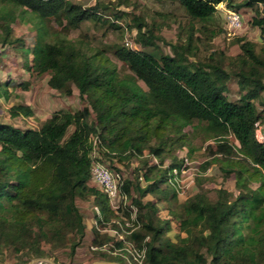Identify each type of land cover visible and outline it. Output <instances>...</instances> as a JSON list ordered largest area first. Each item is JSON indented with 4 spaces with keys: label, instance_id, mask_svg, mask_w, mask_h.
Instances as JSON below:
<instances>
[{
    "label": "trees",
    "instance_id": "obj_1",
    "mask_svg": "<svg viewBox=\"0 0 264 264\" xmlns=\"http://www.w3.org/2000/svg\"><path fill=\"white\" fill-rule=\"evenodd\" d=\"M169 1L179 3L191 19L180 36L183 43L166 42L156 35V25L134 16L126 28H136L137 48L125 41L113 52L131 71L122 73L107 50L69 39L48 24L54 21L68 31L85 22H103L119 30L117 21L126 13L109 15L113 7L102 2L85 8L71 0H0V44H20L15 48L29 72L49 75V86L66 96L75 87L87 103L78 111H55L39 129L22 130L0 122V254L11 248L20 256L19 263L27 264L35 258H52L45 249L48 245L53 250L68 248L73 260L87 230L77 206L80 199L99 209L93 244L103 260L124 264L113 252L128 254L126 248L132 244L145 250L143 264H264V142L257 137L264 123V53L258 54L253 42L236 38L241 49L237 56L216 49L200 58L202 40L196 37V25L207 29L218 5L238 12L264 6V0ZM27 19L36 34L34 48L13 37L12 25ZM251 24L264 38V16ZM157 41L169 44L173 55L146 50L157 47ZM232 78L241 92L236 101L229 97ZM0 95L9 97L6 84ZM11 113L34 116L27 105L13 106ZM72 126L75 130L66 138ZM94 136L107 162L129 163L134 158L143 162L140 171L146 185L124 182L123 191L137 217L121 240L112 234L108 242L102 241L101 229L110 226L123 232L119 222L132 220L134 210L131 206L115 210L107 196L90 185ZM195 142L208 144L211 162L203 170L216 165L224 180L236 178V189L221 187L213 199L200 180V191L179 211L169 209L180 229L173 242L168 236L171 220L159 216L157 202L144 199L179 201L168 176L183 165L182 159L174 161L175 152L187 149L191 158L201 148ZM148 156L156 163L150 164ZM167 159L172 162L165 166Z\"/></svg>",
    "mask_w": 264,
    "mask_h": 264
},
{
    "label": "rangeland",
    "instance_id": "obj_2",
    "mask_svg": "<svg viewBox=\"0 0 264 264\" xmlns=\"http://www.w3.org/2000/svg\"><path fill=\"white\" fill-rule=\"evenodd\" d=\"M73 2L82 5L85 8H90L95 6L96 3L102 2L104 4H109L113 7V10H109L107 14H115L116 12H124L121 19L117 23L122 27V29H113L108 24L97 23L93 24L91 22L83 23L78 29L66 30L62 28L56 22H50L48 26L52 31L63 33L67 35L69 39L72 40H85L89 42L95 48L105 49L108 55L114 60V62L119 66L122 73H131L126 65L118 60L113 52L118 46H122L127 39L133 40L136 36L137 30L127 29L126 24H132V19L134 16H141L144 20L151 26L156 25L157 31L156 35L162 37L166 42L170 44H182L184 38L181 39L180 36L184 35V29H188L191 23L187 12L179 3L172 2L169 0H72ZM239 2L241 0H238ZM235 9L227 8L226 4H220L217 6V13L214 17L205 24V27L201 23L196 25L197 33L196 37L202 40L198 56L200 58L207 57L212 50H222L228 57H235L241 53L240 45L235 42L236 38H244L255 44V49L258 54L264 53V38L262 37L261 30L258 27H253L251 22L257 16H264V6H256L254 8L243 7L238 12L241 15L242 26L237 29H232L229 26L228 18L229 12ZM133 26V25H132ZM14 30V38H21L25 46L28 48H34L36 34L33 29V22L28 20H18L12 25ZM210 31V32H209ZM211 32L215 33L216 36L212 37ZM157 47L147 48L148 52H155L156 54L164 53L173 55L171 47L169 44L163 41L156 42ZM15 45V47H19ZM12 46H2L0 44V90L1 85L6 84V89L9 93V97L0 95V122L8 123L14 127L20 128L22 130L33 128L39 129L47 118H49L55 111L67 110V111H78L83 109L87 103L79 96V92L75 87L73 88V94L71 96H66L65 94L52 89L49 84V75H44L38 77L25 67V61L22 54ZM192 60H195L193 57ZM228 70L229 67H228ZM231 84H235V89L229 97L232 100H238L240 97V90L236 87L237 81L232 78L230 80ZM8 85V86H7ZM16 105H27L31 107L34 112L33 117H13L11 109ZM259 110L262 111V107L259 106ZM94 119V115H92ZM75 130L72 126L66 135L68 138ZM259 135L264 142V123L259 126ZM197 146L201 148L191 155V158L187 157L188 150H178L175 152V160H184L187 158L191 163V173L193 176H188L184 179L182 183V188H179V198L178 202H172L170 204L158 201L157 198L148 196L144 199L153 200L157 202L159 208V216L164 220H171L172 231L168 233V236L172 238L173 242L177 241V236L180 234L179 222L178 220L170 214L169 209L180 210L181 204L184 203L188 198L195 195L200 191V180H202L203 188L207 191L209 196L213 199L216 197L215 191L221 187L235 192L236 178L224 180L222 173L216 165H211L206 171L203 170V165L205 163H210V157L206 151L207 143L200 144L195 142ZM150 164L156 163L151 157L145 158ZM171 159H167L165 166L170 165ZM180 162V161H179ZM110 168L115 171L122 173L124 180H132L134 183H139L141 186H145L146 183L144 179H141L142 174L140 169L143 167L142 159L134 158L129 163H110L108 161ZM183 166V165H182ZM180 166V167H182ZM178 167V168H180ZM90 185L98 187L93 181H90ZM165 186L162 185V188ZM99 188V187H98ZM137 196V193H133ZM131 203V198L129 197L126 204L123 205L124 210ZM77 206L81 213L84 215L85 223L87 225L85 240L87 244L82 245L80 248V260L74 262L69 257V249H57L53 250L50 246L45 245V249L51 251L52 258H35L32 259H49L54 261L57 260L56 264H93L94 262L101 261L103 259L99 258L97 251L91 249L93 245V226L95 219V211L93 205L90 201H83L78 199ZM110 227V226H109ZM107 227V228H109ZM102 231L104 229H101ZM102 241H109L112 237L110 233H101ZM109 245V244H108ZM78 251V250H77ZM109 251V250H108ZM20 256L17 255L11 248L5 249L0 254V264H20ZM124 263L126 259L123 258ZM29 261L27 264H29ZM106 261V260H103Z\"/></svg>",
    "mask_w": 264,
    "mask_h": 264
},
{
    "label": "built area",
    "instance_id": "obj_3",
    "mask_svg": "<svg viewBox=\"0 0 264 264\" xmlns=\"http://www.w3.org/2000/svg\"><path fill=\"white\" fill-rule=\"evenodd\" d=\"M72 1V0H71ZM228 23L232 29H237L242 26L241 15L238 12L230 11L229 12ZM126 45L131 48H137L133 40L127 39ZM257 137L260 142L263 140L260 138L259 129L257 130ZM100 140L97 136L92 138L93 151L91 153V181H93L99 189L107 196L112 207L115 210H123V205L126 204L129 196L126 195L123 191L124 186V176L122 173L113 171L109 163L105 160L102 153L100 152ZM191 163L187 158L183 160V166L180 168H175L172 172L169 173L168 180L170 184L174 185L179 192V188H182V183L184 179L188 176H193L191 173L192 168L190 167ZM141 179H143L141 177ZM134 210L132 215V220H127L124 218L125 223L119 222V226L123 232H119L112 228L113 234L116 236L117 240L124 239V233L127 232L128 227L133 226V222L136 220V208L132 205V202L129 204ZM124 212H122L123 215ZM110 245V244H109ZM106 245L104 247H108ZM112 245V244H111ZM106 249V248H104ZM95 250H98L97 248ZM107 250V249H106ZM128 254H124L120 249H116L113 254L120 255L126 259L128 264H143L145 258V250L139 251L132 244H128L126 248ZM34 264H47L45 261H38Z\"/></svg>",
    "mask_w": 264,
    "mask_h": 264
},
{
    "label": "crops",
    "instance_id": "obj_4",
    "mask_svg": "<svg viewBox=\"0 0 264 264\" xmlns=\"http://www.w3.org/2000/svg\"><path fill=\"white\" fill-rule=\"evenodd\" d=\"M236 87L240 90V88H239V85H238V83H236ZM229 89H230V94H232L233 92H234V89H235V84H231L230 82H229ZM52 116V115H51ZM50 116V117H51ZM49 117V118H50ZM48 119V118H47ZM46 119V120H47ZM45 121V120H44ZM94 208V211H95V215L96 214H99V209L97 208V207H93ZM93 223H94V226H93V228L94 227H97V221H96V218L94 219V221H93ZM112 230V228H105L103 231L101 230V233H104V232H107L108 234L110 233V235H112L113 234V232L111 231ZM92 233L94 234V231H92ZM101 236H103L102 234H101ZM93 238L95 239V234L93 235ZM85 244H87V242H86V240L84 239V242H83V244L82 245H85ZM109 244H111V242L109 243ZM99 249L98 247H96L94 244L93 245H91V249L92 250H94V251H96L95 249ZM104 248H106V249H108V247H103L102 248V250L104 251V250H106V249H104ZM81 250V248H78V251H77V253H76V255H75V258H74V262H77V261H79L81 258V254H80V251ZM47 264H51L50 262H48V261H45ZM96 262H94L93 264H95ZM124 264H128V263H124Z\"/></svg>",
    "mask_w": 264,
    "mask_h": 264
},
{
    "label": "water",
    "instance_id": "obj_5",
    "mask_svg": "<svg viewBox=\"0 0 264 264\" xmlns=\"http://www.w3.org/2000/svg\"><path fill=\"white\" fill-rule=\"evenodd\" d=\"M38 261H48L51 264H56L54 261H51L49 259H36V260L31 261L29 264H34V263H36ZM95 264H120V263L101 260V261H97Z\"/></svg>",
    "mask_w": 264,
    "mask_h": 264
}]
</instances>
